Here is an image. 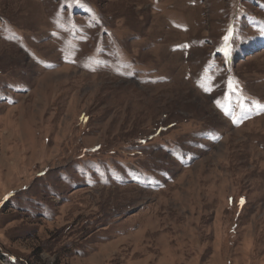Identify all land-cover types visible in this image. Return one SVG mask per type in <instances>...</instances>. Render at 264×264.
<instances>
[{"label":"rangeland","instance_id":"rangeland-1","mask_svg":"<svg viewBox=\"0 0 264 264\" xmlns=\"http://www.w3.org/2000/svg\"><path fill=\"white\" fill-rule=\"evenodd\" d=\"M259 105L264 0H0V264H264Z\"/></svg>","mask_w":264,"mask_h":264},{"label":"snow or ice","instance_id":"snow-or-ice-1","mask_svg":"<svg viewBox=\"0 0 264 264\" xmlns=\"http://www.w3.org/2000/svg\"><path fill=\"white\" fill-rule=\"evenodd\" d=\"M229 34H231V30H230V33ZM224 39H225V41H228L229 36H225ZM222 51H224L225 55L227 56L228 50L227 49H222ZM229 87H232V85L230 84ZM240 106H241V108H243L244 107L243 103H241ZM259 107L261 109H264V105H259ZM224 111H225V115H228L229 114L227 109H225ZM241 202H243V201H241Z\"/></svg>","mask_w":264,"mask_h":264}]
</instances>
